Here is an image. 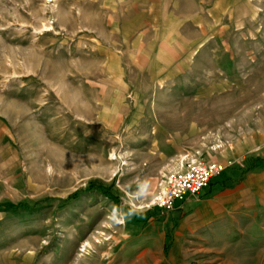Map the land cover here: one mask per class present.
I'll use <instances>...</instances> for the list:
<instances>
[{
  "label": "rangeland",
  "instance_id": "obj_1",
  "mask_svg": "<svg viewBox=\"0 0 264 264\" xmlns=\"http://www.w3.org/2000/svg\"><path fill=\"white\" fill-rule=\"evenodd\" d=\"M181 157L226 167L167 211ZM262 167L264 0H0V264H264L205 214Z\"/></svg>",
  "mask_w": 264,
  "mask_h": 264
},
{
  "label": "built area",
  "instance_id": "obj_2",
  "mask_svg": "<svg viewBox=\"0 0 264 264\" xmlns=\"http://www.w3.org/2000/svg\"><path fill=\"white\" fill-rule=\"evenodd\" d=\"M225 167L219 161L180 159L177 168L167 172L158 184L156 206L171 211L177 202L197 200L209 181Z\"/></svg>",
  "mask_w": 264,
  "mask_h": 264
},
{
  "label": "crops",
  "instance_id": "obj_3",
  "mask_svg": "<svg viewBox=\"0 0 264 264\" xmlns=\"http://www.w3.org/2000/svg\"><path fill=\"white\" fill-rule=\"evenodd\" d=\"M236 184L231 190L223 188L216 191L207 203L212 207L211 211L204 213H210L211 216H222L230 210L241 209V205L248 204L249 207H253L256 202L264 205V167L245 175ZM187 204V201L177 202L171 211H178Z\"/></svg>",
  "mask_w": 264,
  "mask_h": 264
},
{
  "label": "trees",
  "instance_id": "obj_4",
  "mask_svg": "<svg viewBox=\"0 0 264 264\" xmlns=\"http://www.w3.org/2000/svg\"><path fill=\"white\" fill-rule=\"evenodd\" d=\"M257 165H258V163H257V162H254V163L251 164L250 167L253 168V167H256ZM97 190H98L102 195H104V196H106V197H108V198H110V199L113 198V197H112V194H111L107 189H104L102 186L98 187Z\"/></svg>",
  "mask_w": 264,
  "mask_h": 264
}]
</instances>
